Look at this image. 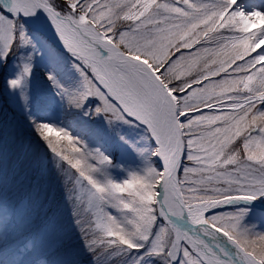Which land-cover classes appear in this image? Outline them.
Segmentation results:
<instances>
[{"label": "snow or ice", "instance_id": "obj_1", "mask_svg": "<svg viewBox=\"0 0 264 264\" xmlns=\"http://www.w3.org/2000/svg\"><path fill=\"white\" fill-rule=\"evenodd\" d=\"M0 7V57L33 44L21 18L43 10L81 76L80 87L68 89L50 75L61 94L109 124L143 126L155 142L143 170L117 182L98 176L112 164L107 155L77 147L66 128H36L101 209L96 226L108 239L90 240V251L105 244L130 264H264V233L245 226L247 210L219 211L264 196V10L245 11L238 0H0ZM23 71L30 76L32 64ZM24 76L11 87H22ZM26 180L0 171V246L17 241L10 264H82L67 239L46 250L33 239L48 207ZM45 228L56 236L58 212Z\"/></svg>", "mask_w": 264, "mask_h": 264}, {"label": "rangeland", "instance_id": "obj_2", "mask_svg": "<svg viewBox=\"0 0 264 264\" xmlns=\"http://www.w3.org/2000/svg\"><path fill=\"white\" fill-rule=\"evenodd\" d=\"M238 4L245 11L264 10V0H238ZM0 11L4 9L0 7ZM5 14L8 15L7 12ZM21 19L33 44L21 48L16 54H9L7 59L0 57V171L6 173L10 180L26 175L25 183L29 193L48 207V212L37 222L38 230L33 234L41 250H46L56 239H67V242L80 250L82 264H130L131 257L117 248L99 244L96 250L98 254L89 250L90 240L106 242L108 239L102 229L96 226L101 209L90 198L87 182L48 148L36 128L40 123H52L66 128L80 141L77 147L83 150V146H87L90 150L104 153L112 164L102 168L98 176L102 180L111 178L117 182L126 179L132 171L143 170L148 156L145 150L150 144L154 146L155 142L147 139L148 134L143 126L133 127L116 121L109 124L104 114L97 115L91 111L90 104L82 108L71 105L49 76L55 75L65 88H79L81 76L74 66L76 62L70 54L56 48L49 39L38 36ZM13 46H16L15 41ZM209 47L214 48L215 45ZM182 51L187 54L190 50ZM29 62L32 64V73L24 76V64ZM199 64L203 65V59ZM200 70V67L194 68L193 74ZM21 76H24L22 87L12 88L9 82ZM212 79L218 81L220 77ZM25 94L28 97L27 103ZM204 112L212 114L208 109ZM256 200L264 203V196ZM241 210H247L243 221L245 226L264 233L262 212L246 206H232L221 212L237 213ZM104 211L125 218L124 214L114 208H105ZM53 212H58L56 236L49 235L45 228L47 217ZM16 251L15 239L5 241L0 246V264H10ZM150 264H163V261L150 258Z\"/></svg>", "mask_w": 264, "mask_h": 264}, {"label": "bare ground", "instance_id": "obj_3", "mask_svg": "<svg viewBox=\"0 0 264 264\" xmlns=\"http://www.w3.org/2000/svg\"><path fill=\"white\" fill-rule=\"evenodd\" d=\"M6 2V0H5ZM11 14V13H10ZM25 22L31 26V28L36 31V32H42L43 34H45L46 36H48L55 44L58 48H60L61 50L65 51L63 49V46L60 42L59 36L56 33L55 27L53 26L51 20L48 18L47 14L43 11V10H39L36 14V16L33 17H22ZM156 159V158H155ZM162 166V165H160ZM249 205V206H257L256 203H254L253 201H244V200H235L229 204H225L222 205V207L224 206H229V205ZM260 207V205H259Z\"/></svg>", "mask_w": 264, "mask_h": 264}, {"label": "water", "instance_id": "obj_4", "mask_svg": "<svg viewBox=\"0 0 264 264\" xmlns=\"http://www.w3.org/2000/svg\"><path fill=\"white\" fill-rule=\"evenodd\" d=\"M39 34H41V32L39 31ZM42 35H44V34H42ZM45 36V35H44Z\"/></svg>", "mask_w": 264, "mask_h": 264}]
</instances>
